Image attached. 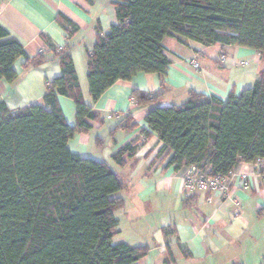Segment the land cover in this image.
<instances>
[{
    "label": "trees",
    "instance_id": "trees-1",
    "mask_svg": "<svg viewBox=\"0 0 264 264\" xmlns=\"http://www.w3.org/2000/svg\"><path fill=\"white\" fill-rule=\"evenodd\" d=\"M118 24L104 32L88 52L90 93L97 101L115 82L137 73L163 78L171 63L165 37L206 46L234 45L264 57V0H114ZM57 22L72 36L78 26L62 13ZM72 45L54 52L61 74L46 79L44 104L16 111L0 101V264H138L149 246L115 242L113 197L125 184L109 163L73 152L69 140L90 128L97 114L83 99L72 59ZM39 66L48 58H30L23 44L0 24V81L13 83V64ZM140 106L152 94L134 90ZM59 95L74 100L77 123L70 125ZM154 96L152 100H156ZM151 130L171 155L168 167L181 172L196 166L212 175H228L241 163L264 159V70L253 86L223 101L191 90L180 105L155 106L147 114ZM137 126L129 114L116 129ZM149 135L147 131H144ZM137 144L113 156L124 166ZM264 173V168L261 170Z\"/></svg>",
    "mask_w": 264,
    "mask_h": 264
},
{
    "label": "crops",
    "instance_id": "crops-1",
    "mask_svg": "<svg viewBox=\"0 0 264 264\" xmlns=\"http://www.w3.org/2000/svg\"><path fill=\"white\" fill-rule=\"evenodd\" d=\"M113 1L0 0V24L23 44L30 58L38 54L48 58L39 66L18 58L13 64L17 79L0 81V101L12 111L44 104L46 79L61 74L54 52L71 44L83 99L98 117L86 119L90 128L75 133L68 146L81 157L109 163L124 181V188L113 196L124 199L120 214L116 212L119 232L114 241L149 246L138 264H264V159L241 163L228 195L187 192L182 173L166 167L171 155L167 150L161 153L163 142L146 120L153 107L180 105L191 90L223 101L232 92L239 95L264 70V57L246 47L182 43L167 36L163 44L171 63L163 78L140 72L115 82L94 101L88 52L96 43L99 24L108 32L119 23ZM59 13L79 27L72 36L57 22ZM193 59L199 60L200 68L192 65ZM134 90L157 98L140 106ZM58 98L67 122L76 125L74 100ZM129 114L137 126L116 129ZM133 143L137 144L135 155L124 166L118 165L114 154Z\"/></svg>",
    "mask_w": 264,
    "mask_h": 264
},
{
    "label": "built area",
    "instance_id": "built-area-1",
    "mask_svg": "<svg viewBox=\"0 0 264 264\" xmlns=\"http://www.w3.org/2000/svg\"><path fill=\"white\" fill-rule=\"evenodd\" d=\"M241 64L246 65L248 62H241ZM192 65L195 68H200L199 60L193 59ZM181 173L184 180V189L187 192H216L220 195L229 194L233 177L236 175L235 170L228 175H212L196 166L185 168Z\"/></svg>",
    "mask_w": 264,
    "mask_h": 264
},
{
    "label": "rangeland",
    "instance_id": "rangeland-1",
    "mask_svg": "<svg viewBox=\"0 0 264 264\" xmlns=\"http://www.w3.org/2000/svg\"><path fill=\"white\" fill-rule=\"evenodd\" d=\"M127 190L125 189V191H124V194H125V192H126ZM127 194H128V192H127ZM126 195V194H125ZM127 198V197H126ZM120 214V211L119 212H117V215H119ZM119 239V237H117V240ZM116 240V241H117Z\"/></svg>",
    "mask_w": 264,
    "mask_h": 264
}]
</instances>
